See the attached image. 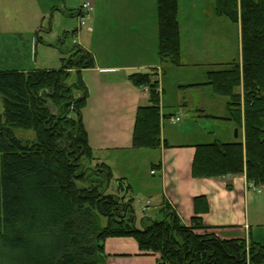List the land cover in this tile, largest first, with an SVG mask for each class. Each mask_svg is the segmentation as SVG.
I'll return each mask as SVG.
<instances>
[{
    "label": "trees",
    "instance_id": "1",
    "mask_svg": "<svg viewBox=\"0 0 264 264\" xmlns=\"http://www.w3.org/2000/svg\"><path fill=\"white\" fill-rule=\"evenodd\" d=\"M177 8L178 0H156L161 64L181 65ZM215 11L239 23L240 57L208 71L207 84L228 99L229 119L243 125L244 142L195 145L191 174H244L247 185L261 187L264 0H215ZM61 54L57 69L0 71V264H105L103 243L110 237L133 238L143 253L158 254L159 264H264V243L222 239L202 223L204 196L194 199L189 225L166 201L161 220L143 215L137 221L130 184L93 156L82 123L88 90L81 71L94 67L93 55L79 44ZM153 75L129 77L148 87L150 102L136 112L135 149L164 144L161 119L169 116L160 114ZM14 129L33 131L34 140L23 142Z\"/></svg>",
    "mask_w": 264,
    "mask_h": 264
},
{
    "label": "crops",
    "instance_id": "2",
    "mask_svg": "<svg viewBox=\"0 0 264 264\" xmlns=\"http://www.w3.org/2000/svg\"><path fill=\"white\" fill-rule=\"evenodd\" d=\"M100 1L96 4L90 30H85L87 33L84 38L85 45L81 40L79 41L82 38L81 33L76 30L78 43L80 42V45L94 58V67L81 71V78L88 90V99L82 110L81 119L93 156L111 168L114 178H124L127 183L128 180H139L138 188L129 183L130 195L135 199V192L144 186L148 189L150 196H155L159 200V213H161L162 203L166 201L182 222L189 225L191 218L195 216L194 199L204 196L208 210L198 216L204 225L213 227V231L220 238H243L248 243H264V207L259 206L252 211L249 209V202L255 204L251 202L250 191L260 193V187L247 185L244 174L222 178L192 177L194 146L200 144L198 143L200 141L170 143L163 135L164 129L162 132V118L161 139L164 144L156 149L133 148L132 136L137 109L149 105L150 102L148 90L145 87L135 86L129 77L135 73H154L153 76L158 81L161 114L165 93L163 75L165 76L166 72L164 68L170 72L172 69L170 65L173 64L169 62L161 64L157 54L156 3L154 12L149 0ZM101 9L102 12H99ZM177 19L182 61L180 66H174L200 64V59L191 57L192 42H187L185 39L183 41V35H189V39H192L193 32L190 29L187 34L185 32L182 34L178 16ZM185 43L191 44L190 50L183 47ZM194 53L195 51H192L193 57ZM60 55L62 57L61 53ZM208 71L210 70L185 72L181 76L182 81L175 82L174 90L180 94L189 93V91H195L197 94L205 90L209 94L208 89H210L211 99H214L212 87L207 84ZM200 74L202 78L205 76V79H200ZM72 77L73 75L70 78ZM198 78L201 81H198ZM180 98V106L189 107L190 105L192 108L195 107L196 112L201 116L221 118L226 123L227 126L222 136L215 141L244 142L243 125H237L229 119L227 102H225L227 113L213 115L214 113L205 114V106L201 101L199 103L193 102L192 99L187 101L184 96ZM161 116L165 115L161 114ZM168 119L175 124L174 118L169 116ZM191 127V125H184L177 130V135L180 137L192 135L197 138L195 134L199 131L196 127L190 132L187 131ZM234 128L237 130V137L232 136ZM172 135L166 134L169 139ZM235 138H238V141ZM148 167H150L149 171ZM151 170H154L155 174H151ZM148 172L156 177L155 182L144 181V174L147 178ZM227 182L231 183V189L226 188ZM149 204L150 201L146 200L144 206L146 215L150 211ZM103 250L105 264H159L158 254L143 253L131 237L107 238L103 243Z\"/></svg>",
    "mask_w": 264,
    "mask_h": 264
},
{
    "label": "rangeland",
    "instance_id": "3",
    "mask_svg": "<svg viewBox=\"0 0 264 264\" xmlns=\"http://www.w3.org/2000/svg\"><path fill=\"white\" fill-rule=\"evenodd\" d=\"M100 0H94L92 16L96 11V4ZM152 5V11L155 12L154 4L156 0H149ZM82 0H0V71L18 69L28 71L30 69L49 68L57 69L60 67L61 51H67L75 44H79L76 36V30L81 33V40L85 45V27H79L77 20V10L80 8ZM102 12V9L99 10ZM177 16L181 24L182 34L190 31V36L183 35V41L192 42L184 44L185 49H189L192 58L200 59V64H188L182 67L170 65V72L166 68V75H163L164 106H161V114L169 115L172 118H179L175 124L172 120L164 118L162 120V132L170 143H185V141H200L198 143H212L222 136L226 123L221 118L205 117L196 112L195 107L180 106L181 98L192 99L193 102L201 101L205 106V114L224 115L227 98L223 96L212 95L203 91L195 94V91L186 93H177L174 90L176 81H182L181 76L189 71L217 70L226 68V65L232 61H239L240 57V26L239 23L231 21L224 15H218L215 11V0H178ZM92 20V19H91ZM91 23V22H90ZM90 25V24H89ZM194 43V46H193ZM196 44V45H195ZM183 52L186 55V51ZM194 48V49H193ZM192 51H195L194 57ZM182 56V55H181ZM67 57V55H65ZM182 61V59H181ZM164 65V64H163ZM149 72H151L149 70ZM200 79H205L200 74ZM155 79V77H152ZM74 79L71 78L70 81ZM198 81L199 80L198 78ZM146 87V86H145ZM213 102L214 104H210ZM189 103L191 104L192 102ZM192 105V104H191ZM227 111V110H226ZM219 113V114H218ZM184 125H191L199 131L198 134L189 137H180L177 135ZM235 129L232 130V136H235ZM170 133L171 138H167ZM15 136L25 141H33L34 133L31 130L14 129ZM197 139V140H194ZM238 138H235L236 141ZM148 171L150 167L147 168ZM154 170H151V172ZM151 174H155L151 173ZM144 181L155 182V176L150 175ZM133 187H139V180H128ZM259 188L260 193L250 191L251 204L249 209L252 211L259 206L264 207V186ZM249 197V200H250ZM146 200L150 201V211L145 213ZM134 210L137 221L143 215H150L154 220H161L162 214L158 211L159 200L152 197L148 189L144 186L135 192ZM149 217V216H148Z\"/></svg>",
    "mask_w": 264,
    "mask_h": 264
},
{
    "label": "built area",
    "instance_id": "4",
    "mask_svg": "<svg viewBox=\"0 0 264 264\" xmlns=\"http://www.w3.org/2000/svg\"><path fill=\"white\" fill-rule=\"evenodd\" d=\"M93 7H94V0H83L82 1L79 12L77 14L78 25L80 28L85 27L86 30H90L89 24L92 19ZM145 89L148 90V87H145ZM173 120L174 122H178L179 118H174ZM151 173H154V171H152Z\"/></svg>",
    "mask_w": 264,
    "mask_h": 264
},
{
    "label": "water",
    "instance_id": "5",
    "mask_svg": "<svg viewBox=\"0 0 264 264\" xmlns=\"http://www.w3.org/2000/svg\"><path fill=\"white\" fill-rule=\"evenodd\" d=\"M235 136H237V130H235Z\"/></svg>",
    "mask_w": 264,
    "mask_h": 264
}]
</instances>
